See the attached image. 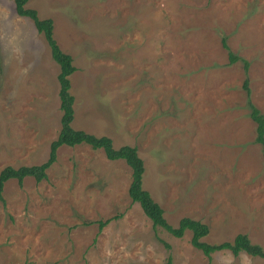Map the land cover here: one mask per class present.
Listing matches in <instances>:
<instances>
[{
  "label": "rangeland",
  "instance_id": "374dc122",
  "mask_svg": "<svg viewBox=\"0 0 264 264\" xmlns=\"http://www.w3.org/2000/svg\"><path fill=\"white\" fill-rule=\"evenodd\" d=\"M69 53L74 128L134 145L142 187L206 242L239 232L264 247V0H27ZM236 59L229 63L227 50ZM246 61V68L244 67ZM57 63L31 20L0 0V168L43 161L59 129ZM247 78L248 91L242 87ZM130 168L85 143L60 145L46 177L5 180L0 264H264L207 258L190 230L169 234L127 195ZM115 216V217H114ZM109 217L98 229V220Z\"/></svg>",
  "mask_w": 264,
  "mask_h": 264
},
{
  "label": "trees",
  "instance_id": "16d2710c",
  "mask_svg": "<svg viewBox=\"0 0 264 264\" xmlns=\"http://www.w3.org/2000/svg\"><path fill=\"white\" fill-rule=\"evenodd\" d=\"M27 0H12L14 10L18 15L28 17L35 30L41 33L51 58L58 65V72L56 79L58 82V98L59 109L61 111L59 116V129L55 137L50 140L48 144V151L46 158L35 164H20L13 166L6 164L0 168V198L1 190L5 180L8 178H15L17 183H21L25 176L32 177L35 181H39L46 177V169L55 160L56 149L58 146L75 145L78 143H85L91 148H101L103 154L108 159H123V161L130 168V179L127 185V195L131 202H137L141 211L151 221L152 227L159 226L166 230L169 234L179 237L185 229L190 230L189 241L192 246L199 249L207 258L210 253L220 249H228L233 255L239 251L246 252L252 256L264 257V247L256 242H251L249 237L242 232L236 233L232 239L220 242H206L201 239L208 231L206 223L198 219L188 216H182L177 221L176 225L169 224L162 216V208L151 197L150 193L142 187V172L143 161L138 155L134 145L121 144L114 147L111 139L107 135H96L84 129L74 128L71 125L73 118V95L69 91L70 81L69 75L75 70L72 64V57L69 53L60 49L56 40L53 37L52 20L49 17L40 18L37 16L36 10L30 7H25ZM221 46L227 50L228 62L231 63L236 59L225 42V37H220ZM246 68V61H244ZM242 87L248 91L247 78H243ZM250 106V117L255 122V136L254 140L261 144V151L264 157V114L258 112L257 108L248 102ZM115 217V216H114ZM109 217L98 220V229H100ZM164 264H170V258L167 257Z\"/></svg>",
  "mask_w": 264,
  "mask_h": 264
}]
</instances>
